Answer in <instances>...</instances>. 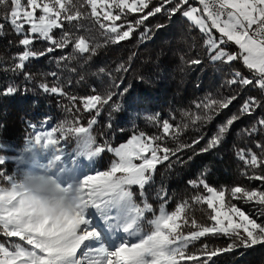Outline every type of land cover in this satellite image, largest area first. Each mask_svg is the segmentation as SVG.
Listing matches in <instances>:
<instances>
[{"label": "trees", "instance_id": "16d2710c", "mask_svg": "<svg viewBox=\"0 0 264 264\" xmlns=\"http://www.w3.org/2000/svg\"><path fill=\"white\" fill-rule=\"evenodd\" d=\"M175 2L173 0V4ZM162 4L163 0H151L150 9ZM197 4L199 2L189 0L182 9L187 10ZM10 7V4L0 5V24H4L0 31V157L4 160L0 165L1 186L9 185L7 177L13 174L15 164L12 157L30 142L32 134L38 129L44 125L53 128L75 122L87 126L89 120L96 119L92 132L97 146L105 149L118 146L140 133H144L145 138L160 137L156 143L162 147L180 148L176 156L157 165L153 182L146 186L144 197L140 196L138 187L133 186L137 203L142 205L146 198L152 205L153 213L158 214L162 204L171 212L181 202L188 201L189 216L199 223L210 225L208 217L211 210L206 205L192 202L195 195H207L206 190L189 184V181L204 178L217 190H229L226 199L230 203H235L258 223H264L260 205L243 199L233 200L230 196V189L234 186L264 190V181L250 180L244 175L259 174L261 170H253L239 159L241 149L259 154L257 145L264 144V126L258 123L264 119V106L254 108L251 114L241 113L242 105L249 97L264 101V91L255 84L242 86L230 83L237 71L251 77L250 70L242 61L231 64L212 61L213 52L205 44L207 35L183 17L182 12L170 15L167 9L172 5H164L165 10L148 17L140 25L136 21L149 9L137 13L127 10L120 13L116 9V14L121 15V20L116 22L121 26L120 31L128 30L129 25L135 29L129 39L118 43L109 39L114 34L106 35L91 16L90 7L85 5L82 9L86 14L84 17L71 24L65 22L64 29L53 31L57 41L67 31L72 38L69 46L55 48L50 42L33 37L34 43L29 46L32 50L46 52L52 47L54 51L30 59L25 68L19 70L15 65L19 62V54L25 50L19 41L29 33L26 29V33L18 34L8 23L6 17ZM80 36L88 42L89 51L86 53L74 50V42ZM224 47L231 53L238 52L232 44ZM194 59H199L201 64L192 65ZM121 65L123 69L118 71ZM41 85L60 87L64 95L45 92ZM8 87L18 91L14 95H4ZM109 92L116 95L109 105L103 107L98 117L95 110L84 109L85 97L95 94L106 96ZM232 97L236 98L226 109L203 107L209 99ZM198 104L201 106L197 107ZM114 105H118L119 109H115ZM233 115L239 118L220 146L208 152L201 151L217 134L219 127ZM197 116L202 118L193 123ZM205 116L212 119L206 120ZM165 120L173 126L167 135L163 132ZM253 127L255 132L251 131ZM177 128L180 129L178 135ZM57 135L60 137L59 133ZM65 140L69 150L76 148L75 141L70 138ZM182 145L191 146L181 148ZM115 159L111 151L105 150L97 164L107 171ZM165 192L167 197L164 200L158 198ZM153 213H146L145 219H151ZM148 227L145 224V230ZM230 242L222 235L206 236L190 246L189 251L198 254L203 244L211 249L224 248ZM214 264H264V245L222 254L214 258Z\"/></svg>", "mask_w": 264, "mask_h": 264}, {"label": "snow or ice", "instance_id": "6c2138e0", "mask_svg": "<svg viewBox=\"0 0 264 264\" xmlns=\"http://www.w3.org/2000/svg\"><path fill=\"white\" fill-rule=\"evenodd\" d=\"M150 3L151 0H83V3H80V0H27V6H24L22 0H0V5H11L6 19L18 34L24 33L25 25L28 26L29 34L19 41L25 50L18 56L16 69L23 70L30 59L54 51L52 47L46 52L32 50L29 46L34 43L33 37L42 38L55 48L69 46L72 38L67 31L63 32L59 41L54 39L53 31L64 29L65 22L71 24L84 17L86 14L82 9L85 5L90 7L91 16L96 19L99 27L105 30V34H114L109 39L116 43L129 39L135 29L129 25L128 30L121 32V26L116 23L121 20V15L113 14L111 9H118L120 13L125 10L137 13L149 9L146 15L136 21V24L140 25L148 17L165 10L164 5H172L167 9L170 15L182 12L183 17L207 35L205 44L213 52L212 61L231 64L240 60L250 70V78L238 71L234 72L231 84H255L264 91V0H199V4L203 6L202 10L196 7L183 10L182 6L187 5L189 0H176L175 4L173 0H163L161 6L151 9ZM37 10L41 14L37 15ZM201 12L202 14L198 15ZM104 21L110 23L106 24ZM3 28L4 24H0V31ZM213 29L219 33V38L212 35ZM229 44L236 46L238 52L227 51L224 46ZM74 50L79 53L89 51L85 37L80 36L75 40ZM191 64L200 65L201 61L194 59ZM122 69L121 65L117 70ZM52 75L55 76L56 73ZM41 87L45 92L64 95L60 87ZM17 91L14 87H8L4 95H14ZM114 95L116 94L112 92L106 96L89 95L83 99L84 109L95 110L98 117L103 107L113 101ZM235 98L209 99L203 107L212 109L218 106L219 109H226ZM261 106H264V101L249 97L242 105L241 113L251 114L254 108ZM114 108L118 110L119 106L114 105ZM201 118L195 117L193 123ZM203 118L212 119L211 116ZM238 118L233 115L221 125L217 134L201 151L208 152L220 146ZM96 123V119H91L87 126H82L79 122L61 124L59 127L35 134L32 141H43L44 145L48 146L58 145L60 138L69 139L65 134L67 131L90 132L94 143L89 146L93 149L89 158L99 157L107 150L113 152L116 159L111 162L107 171L89 174L76 185H63L78 191L79 207L75 211L56 215H37L32 207L24 206L19 199L18 176H8L10 187H0V228L5 236L19 238L30 248L16 243L10 250L0 243V264H187L189 261L192 264H214V258L222 254L232 253L240 248L247 250L264 245V223H258L257 219L241 210L235 203H230L226 199V192L229 190H217L204 178L189 181V184L193 188L202 186L206 190L207 195H195L192 202L196 205H206L211 210L208 217L210 225L199 223L189 216L188 201L181 202L171 212L162 204L158 214L153 213L152 205L146 198L142 205L137 203L133 186L138 187L140 196L144 197L146 186L153 182L157 165L176 156L180 148L173 150L162 147L156 143L160 137L145 138V134L140 133L133 135L118 147L105 149L103 146H97L96 137L93 135L92 129ZM258 123L264 126V119ZM172 127V124L165 120L164 134L167 135ZM176 131L178 135L180 129L177 128ZM251 131L255 132L256 128L253 127ZM190 146L182 145L181 148ZM257 147L260 148L259 154L241 149L239 159L249 168L261 170L259 174L244 173L248 179L264 181V144H258ZM3 163L4 160L0 157V165ZM230 196L233 200L243 199L260 205V215L264 216V190L234 186L230 189ZM166 197V192L158 196L162 200ZM90 208L100 214L110 234L118 239L119 243L100 238V233L85 217V211ZM146 213H153L152 218L146 220ZM145 224L149 226L148 230H145ZM215 235L228 237L231 242L224 248L211 249L207 244H203L198 254L189 251L190 246L201 241V238ZM82 248L86 251L78 256Z\"/></svg>", "mask_w": 264, "mask_h": 264}, {"label": "rangeland", "instance_id": "374dc122", "mask_svg": "<svg viewBox=\"0 0 264 264\" xmlns=\"http://www.w3.org/2000/svg\"><path fill=\"white\" fill-rule=\"evenodd\" d=\"M195 1L199 2V0H195ZM22 4L24 6H27V0H22ZM191 7H196L201 10L203 8V6L200 4L192 5ZM111 11L113 12V14H116L115 8L111 9ZM39 14L41 13L39 12V10H37V15ZM200 14H202V12L198 13V15ZM25 27L26 28L24 33H26V29L28 28V26L25 25ZM212 35L216 38H219V33H217L215 29L212 30ZM45 126L41 127L36 132H34L32 134V138L30 139V142H28L26 146L22 148L17 155H14L12 157L15 161L14 170L12 172L13 174H16L18 176L20 173H22L25 170H30L33 172H43L45 174L53 176L55 179H57L59 182L62 183L63 181L67 182L66 180H68V183L64 185H68V184L76 185L77 183L80 182V178L83 176L82 174L80 178H78L76 176L71 175L72 172L76 169V167H80V169L87 171L89 174H94L96 171H103L102 168H100L97 164L101 155L99 157L89 158L83 154H80V150L78 148L70 147L72 150H74L73 152L72 150H69V148H67V144H68L67 141L58 137V135L57 137L61 139V142L58 145L45 146L43 141H41L40 143H35L34 141H32L36 133H40L46 130H51V128H49L48 125ZM135 135H139V134H135ZM56 157H59V159H56ZM65 171H69L70 175H68V177L64 176ZM0 187H10V184L8 186L0 185ZM85 217L89 221L92 220V217L88 213H85ZM0 234H1L0 236L4 235L2 228H0ZM4 236L3 239H0V243H3L6 247H9L10 250L12 248V245L16 243H19L25 247L30 248V246L24 244L23 241H20L19 238L7 237V236H5L4 238ZM84 251L86 250L82 248L81 252L78 253V256L81 255Z\"/></svg>", "mask_w": 264, "mask_h": 264}, {"label": "clouds", "instance_id": "9594fccd", "mask_svg": "<svg viewBox=\"0 0 264 264\" xmlns=\"http://www.w3.org/2000/svg\"><path fill=\"white\" fill-rule=\"evenodd\" d=\"M80 154L89 157L94 143L90 132L67 131L65 133ZM19 199L24 206L32 207L37 215H56L63 212L75 211L79 207V193L75 189H68L53 176L43 172L25 170L17 178Z\"/></svg>", "mask_w": 264, "mask_h": 264}, {"label": "bare ground", "instance_id": "6f19581e", "mask_svg": "<svg viewBox=\"0 0 264 264\" xmlns=\"http://www.w3.org/2000/svg\"><path fill=\"white\" fill-rule=\"evenodd\" d=\"M49 128H51V125H49ZM82 174H83V176L80 178V176ZM68 175H70L69 171H65L64 176L68 177ZM71 175L80 178V181H81L85 176L89 175V173L87 171H84L83 169H80V167H76V169L72 172ZM66 177H65V180H66ZM66 181L67 182L63 181V183L62 182H60V183L62 185H64V184L68 183V180H66ZM68 185H70V184H68ZM85 213H88L92 217V220H90L91 225L100 233V238L102 240L107 238V240H109V241L115 240L116 243H119V240L110 234V230H109L108 226L106 225L105 221L101 218L100 214L94 208L87 209L85 211Z\"/></svg>", "mask_w": 264, "mask_h": 264}]
</instances>
